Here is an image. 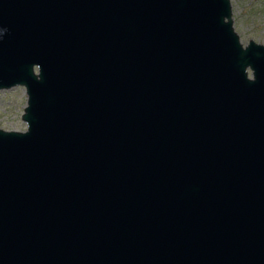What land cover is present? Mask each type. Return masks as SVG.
<instances>
[{
	"label": "water",
	"instance_id": "water-1",
	"mask_svg": "<svg viewBox=\"0 0 264 264\" xmlns=\"http://www.w3.org/2000/svg\"><path fill=\"white\" fill-rule=\"evenodd\" d=\"M0 264H264V43L230 0H0Z\"/></svg>",
	"mask_w": 264,
	"mask_h": 264
},
{
	"label": "rangeland",
	"instance_id": "rangeland-1",
	"mask_svg": "<svg viewBox=\"0 0 264 264\" xmlns=\"http://www.w3.org/2000/svg\"><path fill=\"white\" fill-rule=\"evenodd\" d=\"M232 23L243 44L250 39L264 43V0H231ZM25 87L16 85L0 89V127L5 129L26 128L22 119L26 105Z\"/></svg>",
	"mask_w": 264,
	"mask_h": 264
},
{
	"label": "flooded vegetation",
	"instance_id": "flooded-vegetation-1",
	"mask_svg": "<svg viewBox=\"0 0 264 264\" xmlns=\"http://www.w3.org/2000/svg\"><path fill=\"white\" fill-rule=\"evenodd\" d=\"M230 2H231V0H230ZM232 6V5H231Z\"/></svg>",
	"mask_w": 264,
	"mask_h": 264
}]
</instances>
